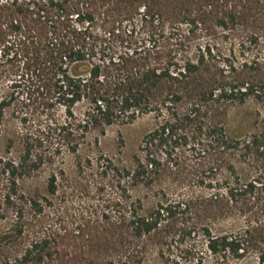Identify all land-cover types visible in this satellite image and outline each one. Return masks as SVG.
<instances>
[{
    "label": "trees",
    "instance_id": "obj_1",
    "mask_svg": "<svg viewBox=\"0 0 264 264\" xmlns=\"http://www.w3.org/2000/svg\"><path fill=\"white\" fill-rule=\"evenodd\" d=\"M261 37L264 0H0V137L9 110H39L20 157L0 156V205H18L22 218L21 182L43 166L45 135L58 144L54 154H76L93 132L152 115L155 125L126 176L152 184L166 168H180L178 153H216L204 170L214 178L211 194L159 202L144 213L140 200L127 205L129 215L111 222L106 237L95 236L108 251L106 264H134L149 242L165 255L172 221L186 213L244 217V225L220 234L196 220L178 226L190 238L201 228L208 253L222 261L253 253L264 264V136L233 138L218 120L231 102L264 101V56L237 63L219 40L240 39L249 50ZM245 154L256 158L247 175L236 159ZM49 190L56 191L54 178ZM47 243H31L21 261L3 264L41 263ZM186 248V261L170 254V264H203V253Z\"/></svg>",
    "mask_w": 264,
    "mask_h": 264
},
{
    "label": "rangeland",
    "instance_id": "obj_2",
    "mask_svg": "<svg viewBox=\"0 0 264 264\" xmlns=\"http://www.w3.org/2000/svg\"><path fill=\"white\" fill-rule=\"evenodd\" d=\"M219 43L222 52L237 63L243 62L245 57L253 59L255 54L264 56V37H261L259 45L251 46L249 50V46L241 45L240 39L219 40ZM8 83L2 82V88H6ZM38 114V109L28 105L9 110L0 137V156L20 157L23 137L27 132L35 131L39 124ZM60 114L62 116L63 113ZM22 117H26L27 121L24 122ZM218 120L224 123L233 138L263 137L264 101L249 97L243 103L231 102L224 107ZM154 125L152 115L141 116L131 123H116L107 127L104 135L93 132L89 138L82 140L76 154L65 148L61 153L54 154L58 144L45 135L43 150L46 160L43 166L21 182L20 192L25 197L21 201L22 218L19 217L18 205L12 208L0 205V213L4 211L5 215L0 218V264L21 261L31 243L42 241L48 242L46 251L50 255H46L41 263L26 264H106L108 251L95 236L101 233V237H106V228H110L111 222H118L121 213L129 215L127 205L138 207L140 200L142 207L139 211L144 213L159 202L208 197L211 194L208 183L214 178L207 176L205 171L216 162V153L210 156L187 151L182 157L178 153L175 161L181 163L180 168H166L163 177L152 184L137 182L131 175L126 176L124 169L134 166L141 141ZM161 157L165 156L161 154ZM236 159L242 174L251 173L256 163L254 156L238 155ZM163 161L166 163V158ZM52 178L56 184L54 193L49 190ZM32 200L39 201L43 209L35 210ZM201 216L186 213L174 219L169 240L164 244L165 255L160 253L159 246L149 242L143 250V259H135L134 264H170L175 257L185 262L187 244L194 245L199 253H203V264H259L253 253L243 259L222 261L206 249L201 229L204 225L210 226L215 234H220L244 225V217L223 219L214 215ZM193 220L201 228L190 238L186 235L187 231L181 230L182 226L178 225L185 221L192 223ZM170 254L172 259L169 260Z\"/></svg>",
    "mask_w": 264,
    "mask_h": 264
}]
</instances>
